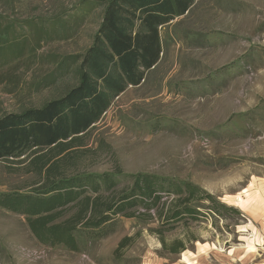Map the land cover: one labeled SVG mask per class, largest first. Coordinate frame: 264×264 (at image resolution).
<instances>
[{"label": "rangeland", "instance_id": "1", "mask_svg": "<svg viewBox=\"0 0 264 264\" xmlns=\"http://www.w3.org/2000/svg\"><path fill=\"white\" fill-rule=\"evenodd\" d=\"M100 2L0 0V31L20 51L0 61V115L40 106L71 85L59 77L48 86V78L62 56L91 44ZM160 38L155 67L90 129L88 146L105 148L88 170L188 180L237 212L215 213L205 200L198 220L164 225L167 240L186 243L172 254L147 230L156 222L118 215L104 237L79 231L74 251L40 243L24 215L0 207V264H264V0H195ZM130 179L121 176L119 186ZM29 180L0 161V191L29 190ZM124 236L133 240L118 259Z\"/></svg>", "mask_w": 264, "mask_h": 264}, {"label": "trees", "instance_id": "2", "mask_svg": "<svg viewBox=\"0 0 264 264\" xmlns=\"http://www.w3.org/2000/svg\"><path fill=\"white\" fill-rule=\"evenodd\" d=\"M194 2L101 0V21L91 44L81 54L62 56L48 78V86L59 77H69L71 85L40 106L0 115L4 170L29 176L27 185L32 186L0 191V207L24 215L40 243L77 251L79 231L88 238L104 237L120 215L156 222L147 230L164 251L178 254L186 243L182 238L167 240L164 225L172 228L198 220L203 215L199 204L205 200L215 213L237 212L188 180L145 172L124 175L119 167L111 172L88 170L97 162L99 148H105L88 146L90 129L120 93L144 81L160 59L161 27L189 12ZM9 35V30L0 31V61L20 53L12 49ZM121 176L131 182L119 186ZM132 240H119L116 258Z\"/></svg>", "mask_w": 264, "mask_h": 264}]
</instances>
